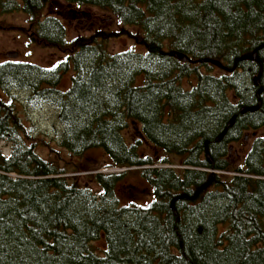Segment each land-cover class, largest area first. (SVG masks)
Here are the masks:
<instances>
[{
  "label": "trees",
  "instance_id": "obj_1",
  "mask_svg": "<svg viewBox=\"0 0 264 264\" xmlns=\"http://www.w3.org/2000/svg\"><path fill=\"white\" fill-rule=\"evenodd\" d=\"M64 1L112 12L144 50L113 53L106 31L69 41L63 21L43 16L49 0H0V15L23 10L34 40L70 52L51 70L0 64V85L58 104L67 150L103 149L107 166L127 170L82 185L37 152L16 105L0 102V264H264V134L242 163L230 159L247 130L264 127V0ZM140 140L163 156L141 154ZM134 166L152 187L146 205L120 204L113 190Z\"/></svg>",
  "mask_w": 264,
  "mask_h": 264
},
{
  "label": "rangeland",
  "instance_id": "obj_2",
  "mask_svg": "<svg viewBox=\"0 0 264 264\" xmlns=\"http://www.w3.org/2000/svg\"><path fill=\"white\" fill-rule=\"evenodd\" d=\"M55 15L66 27L69 41L79 36H91L100 31L114 33L108 41L111 52H121L128 49L142 51L144 47L136 42L130 33L138 31L134 26L120 23L110 11L97 6L72 5L64 0H49L43 11V16ZM34 25L29 21L28 14L23 10L5 12L0 15V64L6 62H22L40 66L42 69H55L62 61H67L70 54L54 46L38 42L32 38ZM18 52L16 58L8 57L7 53ZM216 73L221 72L214 69ZM75 73L70 66L66 73L60 77L57 88L67 90L72 84V74ZM41 85V84H40ZM43 86H46L43 85ZM32 91V90H31ZM0 102H13L18 108L16 112L27 131H30L31 142L36 143L37 152L45 159L52 161L60 167L67 169L66 176L77 179L82 185L98 189L95 179L96 173L119 174L127 168L107 166L111 163L110 157L103 149H91L83 154H74L61 145V134L64 125L59 117V105L55 102L30 92V89H17L0 85ZM129 128L124 131L126 140L136 142L138 127L130 121ZM264 134V127L257 130H247L244 135L247 139L233 144L231 161L236 165L243 159L252 146L256 136ZM140 152L154 159H160L163 154L158 152L151 143L140 140ZM6 155L10 154V144L1 142ZM176 160L177 158L172 157ZM178 163V160L175 161ZM147 167L150 165H146ZM154 166L168 167L169 163L156 162ZM178 168L181 166L176 164ZM139 167H131L124 177L114 187V193L119 198L120 204L134 202L146 205L152 200V187L142 178ZM217 172L216 170H214ZM98 248H105L106 242L102 236L94 242Z\"/></svg>",
  "mask_w": 264,
  "mask_h": 264
},
{
  "label": "water",
  "instance_id": "obj_3",
  "mask_svg": "<svg viewBox=\"0 0 264 264\" xmlns=\"http://www.w3.org/2000/svg\"><path fill=\"white\" fill-rule=\"evenodd\" d=\"M7 56H8V57L16 58V57L18 56V53H16V52L8 53ZM261 74H262V70L260 71V73H259V74L257 75V77L255 78V85H258V84L260 83V77H261ZM261 92H262V88L259 89V91H257V95L260 96ZM260 106H261V101H260V102L258 103V105L255 106V107H246V106H244V107H242L241 111H242V112L255 111V110H257ZM234 121H235V117H233V118L230 120L228 126H229V127H232L233 124H234ZM226 132H227V129H225V130H224V131H223V132L217 137V141H221L222 138L224 137V135L226 134ZM246 139H247V137H246ZM206 153H207V156H208L209 160L211 161V158H210V152H209V148H208V146L206 147ZM213 172H214V171H213ZM214 173H215V172H214ZM206 186H207V185L203 186L202 188H205Z\"/></svg>",
  "mask_w": 264,
  "mask_h": 264
},
{
  "label": "flooded vegetation",
  "instance_id": "obj_4",
  "mask_svg": "<svg viewBox=\"0 0 264 264\" xmlns=\"http://www.w3.org/2000/svg\"><path fill=\"white\" fill-rule=\"evenodd\" d=\"M16 53H18V52L16 51ZM7 54H8V53H7ZM7 54H6V55H7ZM246 137H248V136H246ZM246 137H245V139H246ZM232 149H233V146H231V150H232Z\"/></svg>",
  "mask_w": 264,
  "mask_h": 264
},
{
  "label": "bare ground",
  "instance_id": "obj_5",
  "mask_svg": "<svg viewBox=\"0 0 264 264\" xmlns=\"http://www.w3.org/2000/svg\"><path fill=\"white\" fill-rule=\"evenodd\" d=\"M175 166V165H174ZM177 167V166H176ZM178 168V167H177ZM196 169V168H195ZM204 170V169H203ZM214 175V174H213ZM204 190V189H203Z\"/></svg>",
  "mask_w": 264,
  "mask_h": 264
}]
</instances>
